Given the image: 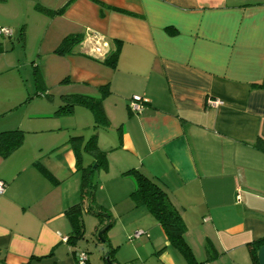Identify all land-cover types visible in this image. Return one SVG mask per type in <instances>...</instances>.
I'll return each instance as SVG.
<instances>
[{
    "label": "crops",
    "instance_id": "crops-1",
    "mask_svg": "<svg viewBox=\"0 0 264 264\" xmlns=\"http://www.w3.org/2000/svg\"><path fill=\"white\" fill-rule=\"evenodd\" d=\"M3 4L13 23L32 10L49 18L41 48L51 56L60 104L63 94L101 98L108 125L117 127L109 142L96 138L106 171L114 166L132 190L134 178L123 174L131 168L156 180L182 217L197 260L264 264V243L256 260L251 251L264 237V151L256 146L264 139V0H3L0 14ZM37 4L60 12L44 14ZM69 34L82 41L67 54L50 53ZM116 48L115 66L105 65ZM134 95L143 102L138 113L128 108ZM26 131L33 135L0 156V264H75L78 240H63L71 231L65 211L80 201L69 137L81 136L83 146L84 136ZM124 197L125 211L146 214L157 261L187 264L149 211Z\"/></svg>",
    "mask_w": 264,
    "mask_h": 264
},
{
    "label": "rangeland",
    "instance_id": "rangeland-1",
    "mask_svg": "<svg viewBox=\"0 0 264 264\" xmlns=\"http://www.w3.org/2000/svg\"><path fill=\"white\" fill-rule=\"evenodd\" d=\"M8 13L7 4L1 5L0 22H5L13 35H0L3 47L0 52V131L14 128L23 131L54 128L56 134L53 135H65L67 138L69 134H80L87 142L92 135L97 138L99 133V144L104 143L105 138L109 142L110 133H116L117 127L95 123L91 112L82 106L74 107V116L53 115L60 104L59 83L56 72L48 63L51 56L41 48V45L48 41L47 33L51 28L49 18L32 10L30 18H24L18 24L5 17ZM0 26L3 25L0 23ZM20 37L21 40H18ZM113 115L117 116L115 113ZM29 134L33 135L31 132H25L26 136ZM96 143L98 144L97 139ZM74 146L82 166H91L89 179L95 202L103 201L109 215V219L102 222L92 213L83 211L81 223L84 231L83 235L77 237L76 248L87 253L89 264H108L109 261L131 264V260L135 261L133 264H160L155 255L158 250L155 249L157 240L153 241L146 214L139 219V214L132 210L125 211L128 199L124 196L133 191L130 182L118 176L114 166L108 171L100 164L95 168L97 161L94 154L84 151L78 141H74ZM108 222L110 226L105 229ZM102 229L105 230L101 239L98 233ZM136 230L143 231V234L134 237ZM104 256L107 258L103 259ZM58 264H62V261H58Z\"/></svg>",
    "mask_w": 264,
    "mask_h": 264
},
{
    "label": "trees",
    "instance_id": "trees-1",
    "mask_svg": "<svg viewBox=\"0 0 264 264\" xmlns=\"http://www.w3.org/2000/svg\"><path fill=\"white\" fill-rule=\"evenodd\" d=\"M3 1V0H0ZM36 10L47 14L54 15L59 13L60 11H55L52 9H48L42 5L37 4L35 6ZM8 28V27H5ZM11 30V29H10ZM12 35V30H11ZM6 36V37H11ZM22 35V33H21ZM21 40V37L18 38ZM82 41L81 34H69L62 38V40L58 43V45L53 50L54 53L59 55H64L69 53L73 46L80 43ZM3 51L2 43L0 42V52ZM118 58V48L113 50L112 52L106 53L102 62L105 65L110 67H114ZM65 81V79H63ZM62 103L58 105L57 109L54 111V115H68L74 111L75 106H82L88 108L94 118V122H101L103 125L108 124V119L104 113L102 107L101 98H95L84 95L77 94H63L61 95ZM95 126V125H94ZM96 127V126H95ZM25 132L19 128H14L10 130L0 131V156L6 157L18 147H20L24 141ZM82 140L81 136L71 135L69 137V142L74 146V141ZM256 146L264 151V139H258L256 142ZM83 149L86 152H90L94 154V159L97 161L95 164V168L100 164L104 169L107 167L106 157L103 151H101L96 143V135H92V137L84 142ZM74 152L77 158L78 167L81 170V183H80V201L66 209L65 215L69 220L71 231L66 237V242L73 243L77 240V237L83 235L81 216L83 210L90 211L96 217L99 218L100 221L108 220L109 215L107 210L102 208L101 206L95 203L94 193L90 187H92L89 174L91 166L89 168L83 167L80 162L79 155L77 150ZM38 169L45 174L47 177H50L51 174L47 171L42 165L38 162L34 163ZM123 174L131 175L135 181V189L130 193L132 200L136 206H144L149 213L156 219L160 227L162 228L165 236L169 240L170 244L175 246L184 256L187 261V264H205V261H199L194 257L191 248L184 238V233L186 231V225L182 220L178 210L171 204L166 191L163 187L156 181L153 180L137 169L131 168ZM87 203L86 206L83 204ZM110 226L109 222L105 229ZM264 243V237L258 239L254 245L251 247L252 257L256 260V247ZM107 258L104 256V259ZM25 264H30L29 262ZM88 264V262H87ZM108 264H113L110 261Z\"/></svg>",
    "mask_w": 264,
    "mask_h": 264
},
{
    "label": "built area",
    "instance_id": "built-area-1",
    "mask_svg": "<svg viewBox=\"0 0 264 264\" xmlns=\"http://www.w3.org/2000/svg\"><path fill=\"white\" fill-rule=\"evenodd\" d=\"M0 34L4 36H10L11 30L9 28L0 27ZM95 50L96 52H99V48H95ZM206 104L216 106V105L222 104V101L219 99L207 98ZM142 106H143V102L140 96L134 95L129 100L128 108L132 112H136V113L140 112V110L142 109ZM5 186H6V183L3 180H0V194L4 192ZM141 234H143V231L136 230L134 231L133 236L138 237ZM63 240L66 241V237H63ZM74 257H75V264H87L88 262L87 253L83 250L74 251Z\"/></svg>",
    "mask_w": 264,
    "mask_h": 264
},
{
    "label": "water",
    "instance_id": "water-1",
    "mask_svg": "<svg viewBox=\"0 0 264 264\" xmlns=\"http://www.w3.org/2000/svg\"><path fill=\"white\" fill-rule=\"evenodd\" d=\"M104 231V229H102L101 231H99V233H98V237H100L101 238V236H102V232ZM102 239V238H101Z\"/></svg>",
    "mask_w": 264,
    "mask_h": 264
}]
</instances>
